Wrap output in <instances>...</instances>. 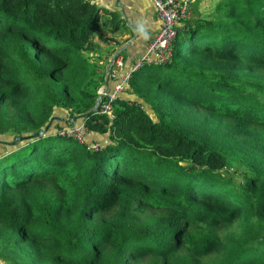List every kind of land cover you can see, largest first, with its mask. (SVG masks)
<instances>
[{
    "label": "trees",
    "instance_id": "16d2710c",
    "mask_svg": "<svg viewBox=\"0 0 264 264\" xmlns=\"http://www.w3.org/2000/svg\"><path fill=\"white\" fill-rule=\"evenodd\" d=\"M129 30L90 0H0V261L264 264V0L180 23L111 118Z\"/></svg>",
    "mask_w": 264,
    "mask_h": 264
},
{
    "label": "built area",
    "instance_id": "2783aa9c",
    "mask_svg": "<svg viewBox=\"0 0 264 264\" xmlns=\"http://www.w3.org/2000/svg\"><path fill=\"white\" fill-rule=\"evenodd\" d=\"M157 17L160 22L159 30L150 39L146 54L142 59L133 65L128 71H110V77L114 81L111 88L106 91L103 89L101 95L104 100L100 103L99 112L113 118V101L123 97L128 88L131 73L142 67L144 64L164 63L171 59L172 44L176 38L177 26L188 20L191 8L195 0H153ZM114 65H123V58L117 57ZM83 127L73 126L59 132V134L78 138L79 132Z\"/></svg>",
    "mask_w": 264,
    "mask_h": 264
},
{
    "label": "crops",
    "instance_id": "0c3cea01",
    "mask_svg": "<svg viewBox=\"0 0 264 264\" xmlns=\"http://www.w3.org/2000/svg\"><path fill=\"white\" fill-rule=\"evenodd\" d=\"M90 1L110 11L120 12L129 23L130 30L122 34L121 46L116 49V52H122L123 65H114L112 62L109 67V71H129L146 54L150 39L160 28L153 0ZM111 86L112 82L107 80L104 88ZM59 114L64 116L63 113ZM0 264L4 263L0 261Z\"/></svg>",
    "mask_w": 264,
    "mask_h": 264
},
{
    "label": "rangeland",
    "instance_id": "374dc122",
    "mask_svg": "<svg viewBox=\"0 0 264 264\" xmlns=\"http://www.w3.org/2000/svg\"><path fill=\"white\" fill-rule=\"evenodd\" d=\"M218 2H219V0H195V3H194V5L191 8V14H190L188 19L199 18V17L210 18V16L212 15V12H213V10L216 7ZM112 64H114V63H112ZM147 107L148 106H145V108L148 110V112H150L149 108H147ZM81 125H82V123H80L77 126L78 127H82ZM71 127H73V126H68L65 123H62V124L57 123V124H55L53 126L52 131L61 132L63 130L69 129ZM12 137H13L12 135H5V136H2L0 138L2 140L3 139L8 140V139H10ZM76 139H78V138H76ZM78 140L79 141H84V142H91V141H93V138L91 137V135L86 133L85 130H82V131L79 132V139ZM236 170L242 171L243 169H242V167H240L238 165V166L234 167L233 169H231L230 174H232L234 176V178H236L237 180H240L241 178L239 176H241V175L238 174V173H235L234 171H236Z\"/></svg>",
    "mask_w": 264,
    "mask_h": 264
},
{
    "label": "water",
    "instance_id": "95a60500",
    "mask_svg": "<svg viewBox=\"0 0 264 264\" xmlns=\"http://www.w3.org/2000/svg\"><path fill=\"white\" fill-rule=\"evenodd\" d=\"M112 66V64H111ZM108 80V79H107ZM108 88L106 87L104 90L106 91ZM102 96V95H101ZM100 103H101V97L98 99L97 103H96V106L95 108L93 109V112H96L98 109H99V106H100ZM50 125L49 124L45 130H42L40 132H38L37 134L31 136V135H25V136H21V137H17V138H14L12 139L11 141L8 142V144H11V145H16L18 143V141L20 140H27V139H30V138H34L36 135L38 136H41V135H44L47 130L50 128Z\"/></svg>",
    "mask_w": 264,
    "mask_h": 264
}]
</instances>
